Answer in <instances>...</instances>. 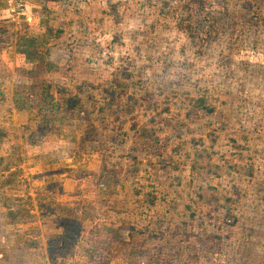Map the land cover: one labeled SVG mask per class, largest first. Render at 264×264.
<instances>
[{
	"label": "rangeland",
	"instance_id": "obj_1",
	"mask_svg": "<svg viewBox=\"0 0 264 264\" xmlns=\"http://www.w3.org/2000/svg\"><path fill=\"white\" fill-rule=\"evenodd\" d=\"M263 17L0 0V264H264Z\"/></svg>",
	"mask_w": 264,
	"mask_h": 264
},
{
	"label": "trees",
	"instance_id": "obj_2",
	"mask_svg": "<svg viewBox=\"0 0 264 264\" xmlns=\"http://www.w3.org/2000/svg\"><path fill=\"white\" fill-rule=\"evenodd\" d=\"M257 16V17H256ZM252 17L253 18H256L255 20V23L257 24L258 23V21L260 20V18H259V15H255L254 13L252 14ZM249 21H251V19L249 20ZM248 21V22H249ZM261 23H262V25H263V27H264V17L261 19ZM249 30V29H248ZM196 105L197 106H199V107H202V106H205V101H204V99H201V100H199V101H197L196 102ZM209 111H211V109H208Z\"/></svg>",
	"mask_w": 264,
	"mask_h": 264
}]
</instances>
